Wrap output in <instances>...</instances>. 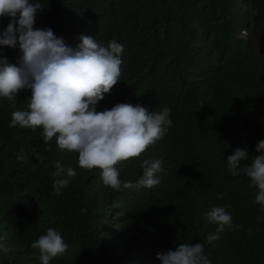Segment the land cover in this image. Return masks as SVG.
Listing matches in <instances>:
<instances>
[{
  "label": "trees",
  "instance_id": "trees-1",
  "mask_svg": "<svg viewBox=\"0 0 264 264\" xmlns=\"http://www.w3.org/2000/svg\"><path fill=\"white\" fill-rule=\"evenodd\" d=\"M32 2L46 9L35 27L52 29L73 49L82 36L123 45L121 82L98 112L119 103L150 112L167 107L172 127L140 157L116 165L120 180L135 185L144 159L162 160L160 184L116 191L103 185L100 169H81L78 154L60 150L55 138L44 151L39 130L8 126L13 111L27 108L30 90L19 92L15 108L0 97V244L10 249L0 251V264H41L31 244L49 228L68 244L50 264H161L157 253L182 243H203L211 264H264L258 189L227 167L236 149L248 152L242 166L250 165L264 141V0ZM10 22L0 19V32ZM21 55L0 46V60L16 64ZM33 147L43 163L29 155L21 164L20 149ZM57 161L77 172L60 194L53 189ZM217 206L239 228L208 243L217 225L207 213Z\"/></svg>",
  "mask_w": 264,
  "mask_h": 264
},
{
  "label": "clouds",
  "instance_id": "clouds-1",
  "mask_svg": "<svg viewBox=\"0 0 264 264\" xmlns=\"http://www.w3.org/2000/svg\"><path fill=\"white\" fill-rule=\"evenodd\" d=\"M45 10L41 3L32 0H0V19L11 18L6 30L0 32V46L18 48L22 53L16 64L0 60V97L15 108L19 92H31L27 108L13 111L8 126L39 130L46 145L44 151H51L55 138L60 150L78 154L81 169H100L103 185L113 190L152 189L159 185L157 174L164 171L162 160L144 159L143 176L135 185L120 180L116 165L140 157L150 145L167 135L172 127L170 109L150 112L139 104L119 103L110 110L98 112V103L121 82L123 45L112 40L104 46L82 36L81 44L73 49L52 29L35 27L37 13ZM256 151L260 155L252 157L250 165L242 166L249 154L244 149H236L228 156L227 167L232 176L243 173L250 179V186L258 189L255 203L264 208V141L258 142ZM29 155L43 163L35 147L29 153L21 148L17 160L27 163ZM54 166L53 189L55 194H60L77 172L72 167H63L59 161ZM223 198L217 194V199ZM207 217L217 225L216 235H209L208 243L219 239V234L226 229L239 228L226 207L212 208ZM31 247L39 251L41 264H50L53 258L68 250V244L53 228ZM0 251L8 253L10 249L0 244ZM156 259L161 264H211L203 243L179 244L175 251L157 253Z\"/></svg>",
  "mask_w": 264,
  "mask_h": 264
}]
</instances>
